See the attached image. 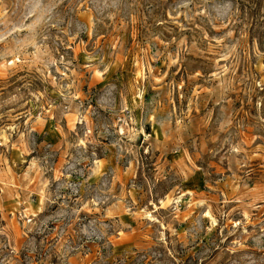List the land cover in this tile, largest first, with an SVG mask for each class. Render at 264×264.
<instances>
[{
    "label": "rangeland",
    "instance_id": "1",
    "mask_svg": "<svg viewBox=\"0 0 264 264\" xmlns=\"http://www.w3.org/2000/svg\"><path fill=\"white\" fill-rule=\"evenodd\" d=\"M0 264H264V0H0Z\"/></svg>",
    "mask_w": 264,
    "mask_h": 264
},
{
    "label": "bare ground",
    "instance_id": "2",
    "mask_svg": "<svg viewBox=\"0 0 264 264\" xmlns=\"http://www.w3.org/2000/svg\"><path fill=\"white\" fill-rule=\"evenodd\" d=\"M171 199H170V197L169 196H166V198L165 199H162V201H161V203H162V205L160 206V207H164L165 205H167L168 204V202L170 201ZM157 205H155V207H156ZM209 216H211V214L208 212L207 213ZM212 220H213V218H212Z\"/></svg>",
    "mask_w": 264,
    "mask_h": 264
}]
</instances>
